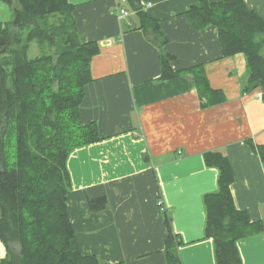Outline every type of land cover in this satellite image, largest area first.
<instances>
[{
  "label": "crops",
  "instance_id": "crops-1",
  "mask_svg": "<svg viewBox=\"0 0 264 264\" xmlns=\"http://www.w3.org/2000/svg\"><path fill=\"white\" fill-rule=\"evenodd\" d=\"M198 1L140 0L159 21L160 48L150 29L137 28L124 0H68L79 40L99 47L80 109L99 140L67 156V213L81 252L101 264H167V217L182 264H216L203 202L217 189L218 170L204 160L212 150L229 159L235 207L264 226V164L251 146L264 145L262 90H243L245 56H225L215 26L189 23L185 11ZM244 1L264 19V0ZM122 6L126 17L118 15ZM11 18L0 1V22ZM162 53L172 56L174 71L201 66L225 100L205 104L190 74L160 79ZM100 196L106 208L91 212L88 200ZM237 245L243 264H264V230ZM5 255L0 241V259Z\"/></svg>",
  "mask_w": 264,
  "mask_h": 264
},
{
  "label": "trees",
  "instance_id": "trees-1",
  "mask_svg": "<svg viewBox=\"0 0 264 264\" xmlns=\"http://www.w3.org/2000/svg\"><path fill=\"white\" fill-rule=\"evenodd\" d=\"M12 18L0 22V241L6 255L0 264H101L96 255L81 252L67 213L70 179L68 154L99 140L95 123L84 124L80 109L84 86L92 80L90 63L99 47L79 40L68 0H0ZM139 18L137 28L151 30L162 48L159 21L150 18L140 0H124ZM120 6V4H118ZM123 7V6H122ZM51 16L61 17L49 22ZM196 29L215 26L225 56L243 53L247 64L244 91L257 87L264 100V19L244 0H199L185 11ZM58 23V25L56 24ZM30 27L24 41L19 30ZM43 41L49 53L27 57L29 44ZM21 45L23 53L13 47ZM172 56L161 54L160 79L190 74L205 104L223 102L201 66L174 71ZM264 164V145H253ZM207 166L218 170L217 189L203 196L205 235L215 246L216 264H243L238 241L261 233L263 223L238 210L230 186L234 180L227 156L204 154ZM91 212L106 208L105 196L88 200ZM167 264H182L179 242L165 219Z\"/></svg>",
  "mask_w": 264,
  "mask_h": 264
},
{
  "label": "rangeland",
  "instance_id": "rangeland-1",
  "mask_svg": "<svg viewBox=\"0 0 264 264\" xmlns=\"http://www.w3.org/2000/svg\"><path fill=\"white\" fill-rule=\"evenodd\" d=\"M61 17L59 16H51L47 19V21L49 22H58L60 21ZM58 25V23H56ZM30 27H26L24 29H21L19 30V34L21 35L23 41L29 31ZM14 49H16L19 53H23V48L21 47V45H15L13 47ZM54 49L52 48V50L50 49L49 47V44L47 42H39L37 43L36 41H32L30 42L29 44V48H28V51H27V57L28 58H33L35 56H38V55H41V54H44V53H49L50 51H53Z\"/></svg>",
  "mask_w": 264,
  "mask_h": 264
},
{
  "label": "built area",
  "instance_id": "built-area-1",
  "mask_svg": "<svg viewBox=\"0 0 264 264\" xmlns=\"http://www.w3.org/2000/svg\"><path fill=\"white\" fill-rule=\"evenodd\" d=\"M119 17H126L129 15V11L125 9L124 7H120L118 10Z\"/></svg>",
  "mask_w": 264,
  "mask_h": 264
}]
</instances>
